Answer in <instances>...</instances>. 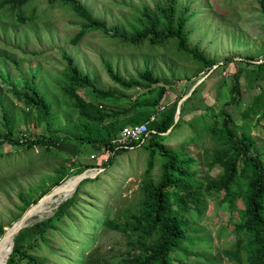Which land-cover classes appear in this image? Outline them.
<instances>
[{"label": "rangeland", "instance_id": "1", "mask_svg": "<svg viewBox=\"0 0 264 264\" xmlns=\"http://www.w3.org/2000/svg\"><path fill=\"white\" fill-rule=\"evenodd\" d=\"M80 1L93 15L105 19L109 25H121L130 30L139 25L138 10L146 4L152 6L159 0ZM32 7L33 20H13L11 11H4L0 15V134L6 131L4 111L12 119L13 134L48 133L46 121H38L36 109L28 108L14 90H28L25 80L36 83L51 102V127L60 126V133H70L72 123L76 121V111L70 105L71 99L60 88L63 81L61 70L65 63L61 52L64 50L72 55L83 72L94 78L96 87L123 93L124 96L118 101L121 104H125L124 100L128 98L145 97L149 85L140 80L137 87L123 88L111 79L106 63L125 77H135L137 71L145 67L152 69L161 79L155 84L165 83L167 87L165 96L159 102L162 106L178 100L204 75L196 84L197 89L194 90L195 86L186 96L187 100L184 99L185 104L184 100L181 103L184 104L183 121L165 135L163 141L173 149H182L195 156L200 176L212 178L219 173L221 168L217 162L209 164L204 160V154L208 152L211 155L214 143L209 139L208 132L202 133L200 138L196 137L198 115L210 114L208 105H212L215 111L224 106L239 124L242 122L240 111L264 85L261 81L259 85L248 87L241 76L238 103H228V86L233 72L241 63L219 65L225 56L231 55L238 60L249 58L252 61L264 56V18L257 0H176L177 9L185 10L187 46H195L217 61V65L207 74L190 53L177 48L176 39L155 45L147 41L134 45L95 29L87 30L77 42H72L70 38L80 28L81 20L69 7L61 3L51 5L46 0H31L24 11L29 12ZM89 89L79 91L85 95ZM105 104L111 108L118 106L108 100ZM250 118L249 133L255 140L254 148L264 153V113ZM107 155L73 139L53 145L49 150L38 145L28 149L21 145L0 143V223L4 224V229L22 214L20 192L27 194L32 191L33 196L38 195L40 188L35 189L36 185L43 179L46 181L44 185H51V175L61 164L69 169L62 182L79 173L80 165L87 164L83 171L101 174L98 179H89L82 184L77 194L79 199L73 207H69L72 216L64 215L63 220L75 218L85 234L89 236L91 232V241H86L85 236L75 235L79 226L69 229V233L73 234L69 244H64L68 242L64 230L62 234L50 229L46 233L49 246L38 240L37 252L31 253L38 257L45 256L44 264H128L126 258L134 254L129 250V239L133 236L106 226L102 221L107 217L118 223L124 222L127 211L133 210L142 196L143 179L147 175L157 178L159 159L156 158L149 174H146L148 151L142 146L114 155L112 161L103 166L102 161ZM75 184V178L71 177L60 186L55 194L45 200L49 202L42 204L27 219L26 225L52 214L59 202L73 193L78 183ZM218 199L217 196L208 197L207 208L198 222L199 235L209 240L204 247L207 259L204 264H236L224 252V249L234 247V217L229 210L216 206ZM236 204L241 206V201L238 199ZM8 242L11 244L8 239L0 244V259L7 253ZM78 251L80 255L76 254ZM191 258L194 260L193 256ZM196 263L201 264V260H196Z\"/></svg>", "mask_w": 264, "mask_h": 264}, {"label": "trees", "instance_id": "2", "mask_svg": "<svg viewBox=\"0 0 264 264\" xmlns=\"http://www.w3.org/2000/svg\"><path fill=\"white\" fill-rule=\"evenodd\" d=\"M30 1L0 0V15H3L4 11H11L13 20L20 22L25 18L33 20V7L29 8V12L24 11ZM46 1L51 5L55 3L66 5L80 18V28L70 38L72 42H77L87 30L95 29L134 45L144 41L155 45L176 39L177 48L190 53L204 72L217 62L203 54L197 47L187 46L188 32L184 30L185 10L177 9L176 0H159L152 6L143 5L138 10L139 25L133 26L130 30L121 25H109L105 19L93 15L80 0ZM257 1L264 18V0ZM61 55L65 63L61 70L63 81L60 88L63 94L71 99L70 105L76 111V121L72 123L70 133H60L62 130L60 126L51 127V102L46 99L36 83L25 80L28 90H14L22 97L28 108L36 109L38 121H46L48 133L25 136L13 134L12 119L4 111L6 131L0 134V143L21 145L28 149L38 145L49 150L53 145L73 139L77 143L89 145L99 153H108L102 161L103 166H107L114 155L142 146L148 151L146 174H149L154 161L158 158L157 178L153 179L147 175L143 179L142 196L133 210L127 211L124 222L118 223L107 217L102 221L106 226L133 236L129 239V250L134 251V254L126 258L128 264H198L196 263L198 259L201 260V264L207 263L204 247L209 240L199 235L197 227L199 218L204 215L207 208L208 197L213 196L219 197L216 206L229 210L234 217L232 227L234 247L224 249L225 255L236 264H264V153L254 148L255 140L249 133L250 116L264 113V85L240 111L242 122L239 124L236 123L232 112L224 106L215 111L212 105H208L210 114L198 115L196 137L200 138L202 133L208 132L209 139L214 143L211 155L208 152L204 154V160L209 164L217 162L221 168L216 176L206 178L198 174L199 166L195 156L182 149H173L163 141L165 135L183 121L181 116L187 99L181 105L180 117L174 121L177 99L168 106L159 105L167 87L165 83L155 84L161 79L152 69L145 67L137 71L135 77H125L106 63V70L111 79L123 88L137 87L140 80L149 85L145 97L128 98L124 100L125 104H121L118 101L124 96L123 93L96 87L94 78L79 68L72 55L64 50ZM222 62L219 65L227 62L238 64L228 86V103H238L241 76L248 87L264 82V56L252 61L249 58L238 60L230 55L225 56ZM86 88L90 89L85 91V95L79 91ZM196 89L197 86L194 90ZM107 100L118 106L116 108L106 106ZM106 108L109 109L105 110ZM152 113L155 114L154 119H150ZM142 121L146 122V133L143 139L132 142L133 147L113 142L123 125ZM86 166L87 164L80 165L77 172L85 170ZM68 170L65 164L56 168L55 174L51 175V185H44L45 179L36 185L35 189L40 188L36 196H33L32 191L27 194L20 192L19 196L23 201L21 213L52 189V186L62 182ZM100 174L81 179L73 193L60 201L52 214L20 228L13 236L11 251L9 249L1 258L0 264H44L45 256L38 257L34 253L37 252L38 240L49 246L46 233L50 229L58 230L62 234L65 232L64 237L68 242L64 244H69L73 237L69 229L78 228L79 223L75 218L64 221L63 216H72L69 207H73L75 201L79 199L77 194L82 184L89 179H98ZM238 199L241 206L236 204ZM9 228L10 226L6 229ZM4 231V224L0 223V235ZM77 231L76 236H85L86 241H91V232L89 237L80 226ZM76 254L80 255V251Z\"/></svg>", "mask_w": 264, "mask_h": 264}, {"label": "water", "instance_id": "3", "mask_svg": "<svg viewBox=\"0 0 264 264\" xmlns=\"http://www.w3.org/2000/svg\"><path fill=\"white\" fill-rule=\"evenodd\" d=\"M217 65V63H214L211 67V69L213 67H215ZM211 69H209L205 74H207ZM204 75L199 77L193 84L192 86L190 87L189 91L185 94H183L178 100H177V103H176V109H175V113H174V121H177L178 118H179V114H180V108H181V103L182 101L186 98V96L192 91V89L196 86V84L201 81L203 79ZM170 129V127L168 128ZM167 129V131H168ZM96 171L95 173H88V172H79V173H76L74 175H72L71 177L72 178H75L76 179V184L83 178L85 177H94L96 175ZM70 178V177H69ZM61 184V183H60ZM56 185L54 186L52 189H50L48 192L44 193L43 195H41L38 200L36 202H34V205L32 206V204H30L25 210L24 212L10 225V228L9 229H5V231L3 232L2 236L3 235H9L10 239H11V247H10V251L12 249V244H13V236L15 233L18 232V230L20 228H22L23 226L26 225L27 223V219L32 215V212H33V209L35 208V206L38 205V203H41L46 197L48 196H51L53 195L59 188V186L61 185ZM75 184V185H76ZM2 236L0 238H2ZM1 240V239H0Z\"/></svg>", "mask_w": 264, "mask_h": 264}, {"label": "built area", "instance_id": "4", "mask_svg": "<svg viewBox=\"0 0 264 264\" xmlns=\"http://www.w3.org/2000/svg\"><path fill=\"white\" fill-rule=\"evenodd\" d=\"M155 114L152 113L150 115V119H154ZM147 126L146 122H137L134 124H125L119 130L116 138L113 139L117 145H128L129 147H133V141H138L143 139L144 134L146 133Z\"/></svg>", "mask_w": 264, "mask_h": 264}, {"label": "bare ground", "instance_id": "5", "mask_svg": "<svg viewBox=\"0 0 264 264\" xmlns=\"http://www.w3.org/2000/svg\"><path fill=\"white\" fill-rule=\"evenodd\" d=\"M71 178V177H70ZM70 178H68L67 180H65L64 182H62L60 185L62 186L63 184H65L67 181H69V179ZM76 180V179H75ZM60 187V186H59ZM64 188V187H63ZM68 188V187H67ZM59 189V188H58ZM69 190V189H68ZM58 191V190H57ZM56 191V192H57ZM55 192V193H56ZM54 193V194H55ZM60 194V193H59ZM52 196V195H51ZM51 196H48V197H46L41 203H38V205L37 206H35V208L33 209V212H32V215H34L37 211H38V209L40 208V206H43L42 204H44V203H46V202H49V201H45L47 198H50ZM45 201V202H44ZM34 204H32V206H33ZM47 205V204H46ZM43 209V208H42ZM47 209V208H46ZM31 215V216H32ZM1 240H0V244H4L5 243V241H6V239H8V240H11L10 239V237H9V235H3L2 236V238H0ZM2 247V246H1ZM10 247H11V244H10V242H8V244H7V246H6V252H8L9 251V249H10ZM1 249V248H0ZM7 254V253H6ZM0 256H1V251H0ZM1 260V259H0Z\"/></svg>", "mask_w": 264, "mask_h": 264}]
</instances>
